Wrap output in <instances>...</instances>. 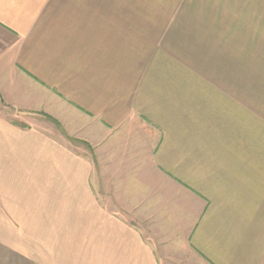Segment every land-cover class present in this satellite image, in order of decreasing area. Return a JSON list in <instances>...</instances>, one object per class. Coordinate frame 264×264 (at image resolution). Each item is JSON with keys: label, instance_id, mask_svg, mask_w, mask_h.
<instances>
[{"label": "crops", "instance_id": "crops-1", "mask_svg": "<svg viewBox=\"0 0 264 264\" xmlns=\"http://www.w3.org/2000/svg\"><path fill=\"white\" fill-rule=\"evenodd\" d=\"M195 255L264 264V0H0V264Z\"/></svg>", "mask_w": 264, "mask_h": 264}, {"label": "rangeland", "instance_id": "rangeland-1", "mask_svg": "<svg viewBox=\"0 0 264 264\" xmlns=\"http://www.w3.org/2000/svg\"><path fill=\"white\" fill-rule=\"evenodd\" d=\"M161 11H163V10H161V9L159 10L158 8H154V9L153 8L152 9H142V8H140V9H135V10L130 9V10H127V12H122V10H120V17H125L127 15H131V16L133 15L134 17L141 16V18L142 17H147V16H152V17L158 16V17H160ZM172 15H174V11L172 12ZM58 16H57V19H59ZM60 16H62V15H60ZM63 16H64V14H63ZM50 20H52V19L50 18ZM56 23L57 24H55V27H56L55 28V32H57V33H63L64 32V30H63L64 29V24H59L58 21ZM51 27H53V26H51ZM65 27L67 29V26H65ZM234 90L235 89H230V90H228V93H231ZM77 118L79 119V116L78 115H77ZM43 119L44 120L43 121H40L39 124L43 125L45 128H48V127L55 128V130H57V132H59L61 135L63 134V131H62V128H64L63 121L58 122V121H55V120H53V119H51L49 117H46V118L44 117ZM133 120L134 121L135 120H138V117L134 115L133 117L130 118V120H128V123L127 124H130V122H132ZM142 123H143V121H142ZM142 123H140V122L137 121L132 126L129 125V126H127L125 128V129H129V130H132L133 129V131L131 133V139L132 140L135 139L136 142L138 141V139H141V140L146 139L147 140L146 137L144 138V136L142 134V131L139 132L138 130H142V128H144V125H146L148 127H149V125L147 123H145V124H142ZM122 138H124V140H127L128 136H124ZM73 141L76 144L79 143L74 138H73ZM82 145L84 146V150L87 151L88 154L90 153L92 155V153H93L94 156H95V151H94L95 147L93 149H91V151H92V153H91V151H89V148L91 146H87L86 144H85L86 146L84 144H82ZM189 262H190L189 264H209V263L203 261L202 259L197 258L196 255L194 257L193 256L192 257L190 256ZM185 263L186 262H184V264Z\"/></svg>", "mask_w": 264, "mask_h": 264}]
</instances>
